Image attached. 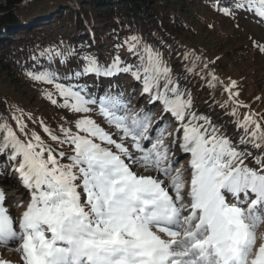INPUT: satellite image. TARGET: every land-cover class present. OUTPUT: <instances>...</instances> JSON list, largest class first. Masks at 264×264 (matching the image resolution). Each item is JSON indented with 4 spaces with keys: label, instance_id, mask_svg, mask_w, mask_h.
<instances>
[{
    "label": "snow or ice",
    "instance_id": "snow-or-ice-1",
    "mask_svg": "<svg viewBox=\"0 0 264 264\" xmlns=\"http://www.w3.org/2000/svg\"><path fill=\"white\" fill-rule=\"evenodd\" d=\"M234 7L264 23V0H236ZM218 11L234 15L230 8ZM123 46L135 63L116 55L102 65L86 55L82 69L63 79L131 74L142 84L141 95L161 106L159 120L130 107L123 92L94 94L87 86L60 83L62 77L47 69L27 75L52 85L46 98L72 114L61 118L68 126L40 122L52 143L29 132L22 110L11 117L15 128L0 118V159L28 194L26 205L23 198L14 205L22 208L17 218L0 188V249L19 256H0V264H264V112L239 99L237 81L225 85L208 70L201 78L226 94L220 107L230 109L239 132L234 142L193 110L191 92L162 53L135 35ZM253 46L264 54V44ZM71 55L40 52L62 64ZM199 60L185 72H194ZM240 109H247L242 118ZM165 115L175 122L172 131Z\"/></svg>",
    "mask_w": 264,
    "mask_h": 264
},
{
    "label": "trees",
    "instance_id": "trees-1",
    "mask_svg": "<svg viewBox=\"0 0 264 264\" xmlns=\"http://www.w3.org/2000/svg\"><path fill=\"white\" fill-rule=\"evenodd\" d=\"M21 1H0V118L13 125L10 111L13 110V97L7 92H18V88L31 79L27 75L31 71L51 70L62 77L61 83L84 86L95 77L101 83L122 82L118 75L123 73L112 77L87 75L72 80L63 77L80 71L82 58L86 55L97 58L102 65L111 63L116 55L125 63H135V58L123 46L128 37L135 35L162 53L164 61L173 68V74L181 77V86L191 92L193 110L208 116L234 142L239 139L233 117L229 115L230 109L220 107V103L227 99L226 94L219 88L223 93L216 96L215 90L210 89L206 80L201 78L210 69H204L197 61L200 72L186 73L185 67L190 65L183 57L188 48L210 61L213 59L211 56L216 55L222 59H218L217 63L223 73L214 70L210 63L215 75H229L233 79L234 75L228 73L234 71H226L227 65L234 66L239 75L235 76L239 87L248 88L250 83H245V79H252L253 76L257 84L250 85L255 91L250 96L252 98L256 92L260 93L264 69L257 66L255 54L258 49L253 46L252 39L244 41L243 37L233 35L224 27L219 28L218 33L212 22H203L204 26H212H206L213 38L211 43L206 38L197 39V35L202 33L198 24L203 12L206 13L204 20L210 16L211 19H218L220 25L226 15L218 8H230L235 15L247 13L234 7L236 0H32L24 6L20 5ZM45 49L72 50L73 55L62 64L59 57L51 61L41 57L40 52ZM211 52L214 54L211 55ZM239 91L240 97H245L244 91ZM36 124L30 122L33 128ZM58 126H52V129ZM41 136L45 134L42 132ZM249 165L255 166L251 160Z\"/></svg>",
    "mask_w": 264,
    "mask_h": 264
},
{
    "label": "rangeland",
    "instance_id": "rangeland-1",
    "mask_svg": "<svg viewBox=\"0 0 264 264\" xmlns=\"http://www.w3.org/2000/svg\"><path fill=\"white\" fill-rule=\"evenodd\" d=\"M205 14L206 13L203 12V14L199 17L200 22L198 24V27L202 30V33L197 35L198 36L197 39L198 38H206L211 43L213 38H212L211 34L208 33V31L210 29L206 28V26L207 27H209V26H208V24H206V26H204L203 22H209L210 24L212 22V26L218 31V33H219V28L222 29V27H224L229 32H231V33L233 32V35H236L237 37H243L244 41L246 40V38L247 39L249 38L258 44H264V23L257 22V18L254 15H252L251 13L247 12V13L238 14V15L234 14L232 16L226 15L225 20L221 21V25H220V23L218 24V19H216V18L211 19L210 16L204 20ZM202 28H204V29H202ZM201 30H200V32H201ZM227 30H224V31H227ZM242 33H245L246 35H242ZM241 41H243V40L241 39ZM186 53L191 54L189 56L188 60L184 59L186 64H189V65H190V62L192 59H194L195 57H199L201 55L198 52L195 53V51H192L190 48H188V51ZM212 54H214V53L211 52V55ZM183 57H184V55H183ZM255 57H256V62L258 63L257 66L259 65V67L261 69H264V54L260 53L259 50H256ZM211 58L214 59V60L212 59L214 61V63H212L214 66V70L216 69V70H218L219 73L222 74L223 72L219 69V67H218L219 64L217 63L218 59H219V61H221L222 59L216 55L211 56ZM207 61H210V59H208V57H205V56H204V58L200 57L199 62L203 66H204V63ZM227 67L228 68H227L226 72L234 71L233 73H228V74L234 75L232 77L233 78L232 80H235V76L236 77L239 76L237 74V72H235V67L231 66V65H227ZM208 68L210 70H212L210 64L208 65ZM194 72H200V65L199 64H197L196 68L194 69ZM261 75H262V73H261ZM118 76L121 77V79H122V82H120V83H117L116 81H111L110 83L104 81L101 83V81L99 79H97L96 77L93 80L89 79L88 81H90V82L88 83V85H86L88 88V91L91 93H94V94H98V95H104L106 92H111L113 94H118V93L123 92L125 99H130V101H131V103L129 105L130 107L134 106L137 109V111H139L140 109H143L147 112H151L153 114V117H154V122L159 120V116H160V112H161V106L159 105V103L150 104L149 103V97L147 95H143V96L141 95L142 84L138 83L136 80H134L130 74L128 75L126 73H123V74H120ZM216 76L219 77V79L225 85H227L229 83V78H230L229 75L223 76L220 74H216ZM263 76H264V74H263ZM256 80L257 79L254 78L253 76H252V79H249V78L245 79V83H247V84L250 83V84H249L248 88L247 87L244 88L245 86L239 87V90L242 89L244 91L243 94L245 96V97L241 96L242 98L239 96V99L241 101H243L244 103L251 105L253 112H260L261 110H264V102H261V100H257L255 98L256 97H264V81L261 82L262 88H260V90H259L261 94L256 92L257 94H255L252 98L250 96L255 92V91L253 92L254 88L250 87V85H252V86L256 85L257 84ZM235 81H237V80H235ZM26 82L27 83L25 85H22V87L18 88V89H20L18 92H14L11 90L7 92L14 99V101H13V99L11 101L12 108H13V110L12 109L10 110L11 115L13 116V114H14L16 116H21V111H18V110H22L23 118H24L25 123L28 126L29 132L34 131L40 135L43 132L42 128H41V123H40L41 121H43V123L50 128H52V126H58L60 124H65V126H68L65 123V120H62L61 118L64 117L65 119H71L72 114L67 112L65 109L54 106L53 104H51V102L45 96L46 91L54 92L53 86L49 85V84H45V83H38L32 79H29ZM115 84H117V85H115ZM81 86H84V85H81ZM115 87H116V89H115ZM102 88L103 89L105 88V91H103ZM23 90H25V92L21 93V91H23ZM222 91H223V89H222ZM214 93L217 96L220 93L222 94L223 92H221V90L218 87L217 89H215ZM248 96H250V97H248ZM240 111H241L240 116L242 118L243 114L247 111V109H240ZM29 115L31 116L32 119L28 118ZM95 118L97 119L98 122L103 124V120L101 117H95ZM164 120H165V122H170V117L168 115H165ZM30 122H36L38 125L36 124V126H35L36 128H33V126H30ZM175 126H176L175 122L171 121L170 125H169V131H172L175 128ZM12 127L15 128V123H13ZM39 127H40V129H39ZM105 127H106V125H105ZM153 135H155V133H153ZM42 138L46 142L52 143L50 140H48V137L46 135ZM21 139H23V138H21ZM175 154L177 157L180 158V163L186 165L188 157L182 155L179 152L178 147L175 150ZM0 188H2L7 194L8 202H7L6 206L10 207L12 209L13 215L18 218L20 215V212L22 211V208L17 209L14 207V205L19 200H21L22 198H23L24 203L26 205L27 200H28V194L21 187L19 179H18L17 175L12 171V168L6 166L4 159H0ZM259 232L264 233V225H261L259 227ZM0 256H3L4 258H10L13 261H16L19 259V256L17 254H15L11 251H4L2 249H0Z\"/></svg>",
    "mask_w": 264,
    "mask_h": 264
},
{
    "label": "water",
    "instance_id": "water-1",
    "mask_svg": "<svg viewBox=\"0 0 264 264\" xmlns=\"http://www.w3.org/2000/svg\"><path fill=\"white\" fill-rule=\"evenodd\" d=\"M1 1V0H0ZM29 2H31V0H22L21 1V6H24V5H26L27 3H29Z\"/></svg>",
    "mask_w": 264,
    "mask_h": 264
}]
</instances>
